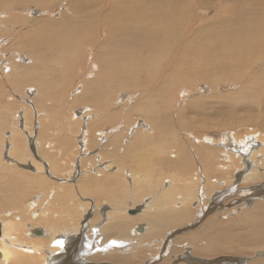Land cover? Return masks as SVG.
<instances>
[{"label":"rangeland","instance_id":"obj_1","mask_svg":"<svg viewBox=\"0 0 264 264\" xmlns=\"http://www.w3.org/2000/svg\"><path fill=\"white\" fill-rule=\"evenodd\" d=\"M48 1L49 0H33V1L32 0H0V11L3 14L2 15L0 13V22L2 21L3 24L5 23L9 25V26L6 25V27L4 25L3 26L0 25V113L2 112L3 114V116L2 114H0V139L2 141V142L0 141V152H1L0 154V170H1L0 171V231H1V220H5V221L10 220L11 222H15L13 219V214H12L13 210H15L14 212H16V214H18L19 216L21 215V222L18 223L19 224L18 227L16 226L17 228L15 229V231H12L13 233L11 234L17 235V237L15 236V238L17 239L16 240L17 243L22 241L26 245H32V246L40 245L41 244L39 243L40 236L34 235L32 231L35 229H44V227H46L47 225L51 223H53V225L55 224L54 228L51 229L53 230V232L52 231L51 232L57 235L59 234V236L64 235L61 233L72 231V229L74 230V228L79 227V229L81 230L79 229L76 230L78 231L79 234L73 235L72 237L74 236L77 237L78 235L80 236V232L83 231V229H85L84 230L85 234L90 237L91 230H94L95 228L101 227L103 225L105 226L106 223L108 222V216H109V219H112L113 215H115V217L117 216V217H121L122 219L127 220L128 230L131 231L134 235L141 234L145 229L144 228L145 222L142 221L141 214L144 215L148 210H150V207H146V206L141 209L144 203L143 200L144 198H150V203H149L150 205H153L151 203H154L155 200H157L156 192L155 194H153L152 191L148 188H151L153 191L154 190L156 191L157 189H161L160 191L162 192V191H166V189H168L167 186L171 184L174 190L176 187H178L179 181L181 182L185 179L191 178L194 174L193 172H196V175H201V177L203 176L205 177V172H206V166L204 162L205 159L202 158L200 152H197L196 150L199 149V147L202 148L204 145H207V143L204 142V139H206L209 134H210L209 137L216 144L218 141H220V139L217 140L216 136L218 137L224 136L226 132H228V134L230 135L232 134L236 138H239V139H236L233 137L234 139H232L231 137L230 140H233V141L235 140L234 142L230 141L232 144H236L237 143L236 140H238L239 142L241 138H243L241 139L243 141L241 140L240 141L241 142L245 141L244 143H246L247 140H244V139H246L245 137L249 135V132L247 133V131H249L250 128H259L256 125L261 126L259 129L264 128V126L259 124L261 120H258L259 118H262V116H264V109L260 110V107L262 106L260 104L264 103V98L261 96L256 97L255 99L257 101L255 102L257 103V105L252 104V103H247L249 101H252L254 96L259 94L260 92H263L264 68L262 71L258 73L254 81L250 83L252 86L254 85L255 89L251 95H247V96H245V93H244V90H242V87L234 86L235 84L228 83L229 81L231 82L232 79L235 82L238 80L235 78L236 73L234 72L226 73V71L225 72L218 71V72L210 73L209 75L206 76L209 79V81L206 83L205 81H200V80L195 81L194 76L191 73H189L186 68H182L180 73L178 74L165 73L164 76H167L168 78H171L173 76L184 77V79L178 78L177 80H182L184 83L183 85L189 88L190 86H193L192 88H194V90L190 91L187 89L189 92L184 90L183 92L186 91L185 92L186 94H182L183 92L180 93L178 89L174 91V94H170L165 91L162 92L160 90V92H158L155 95V94H152L151 92L153 91L154 88H149L151 91L144 92L143 96L149 95L147 96L148 99L145 103L147 110L151 114L161 115L160 121L158 122L159 126L153 129L152 131H148L147 123L142 122L143 119L141 117L136 116V114H134L133 111H128V107L132 105H136L138 102L141 103V101L138 100L136 97L137 92H135V94L129 93L130 95L129 98L127 94H124L126 98H123V100L121 101L118 99V96L120 95V93L116 96V92H113V91H115L116 88L123 83L124 79H127V78H137L139 79L140 82L143 79H154V74L152 75V77H148V74H146L147 73L146 69H148L149 65L145 63V59L154 57L155 49L156 47H158L157 42H156L157 45H153L151 48V51L149 52L143 50V48L141 49L139 45L134 48L136 50L131 51L130 46H136L139 43V40L138 38L135 41H132L130 39L129 41L130 46L124 45L119 48V51L123 53L120 60H116L112 57H110L108 60L106 59L105 56H102L101 59L103 61L104 68L103 70L98 72V77H96L98 79V83L93 85L91 90L88 89L86 93L82 94L80 92L81 90L79 89L81 85V80L87 77H88L87 79H90V76L94 72L93 70H89V71L80 70L79 71L80 67L74 70H70L69 68V73L63 72L66 74V76H61V75L55 76L54 74L53 76H50V73L48 71L47 59H48V54H50V50L52 52H56L58 56H60L58 63H57V60L53 62L54 65L58 64L59 66H62L63 62L65 61L68 62L67 60H64L63 58H70L79 53L80 55L78 56L84 61L85 54L89 52V45L87 43L85 44L78 35L69 36L66 32L65 25H69V19L66 18L64 20V18L61 16L64 14L65 9L68 8V4L66 2L65 3L63 2L64 4L62 3L61 4L62 7H61L59 5H56L55 2L57 0H55L54 2L51 3L49 7L50 9L48 8L49 10H51L49 11L48 9H43V6L46 7L44 4H47L46 2ZM138 1L143 2L144 0H137V2ZM151 1L153 2V4L151 5H154V4L159 5V2L161 3L164 0H151ZM189 1L190 3L193 2L192 4L196 3L197 1L199 2L198 4L201 5L202 3H213V2H218L220 0H215V1L214 0H184V3L188 4ZM260 1L264 2V0H259V2ZM253 2H256V1L241 0L238 3L230 1V3H232V5L229 3L231 5L230 7L233 6L232 9L236 14L234 12L232 13L229 12L228 14H225L224 19L226 21L224 23H213L209 25H205V23H202L205 26V28L200 29L202 26L201 22L200 21L197 22V24L194 25V27L196 30L199 31L200 35H198V37L196 38L197 42L194 44L195 49L204 51L206 46L208 47L210 46L211 48H213V46L216 44L217 45L224 44V46H226L232 42L247 41L246 36L251 35V33L255 31L256 26L258 25L257 23L251 22L252 21L251 17L252 18L255 17V15L257 14L256 10L260 15L264 14V3H260L263 5L261 6L262 8H256ZM141 5L143 8L147 9L145 4H141ZM227 8L228 7H226L225 10H227ZM136 11L137 13L133 9L132 13L137 18L144 16L145 10L137 9ZM222 11H224V9ZM26 12H28V15ZM90 12L91 10L90 11L87 10L86 14H84L83 16L81 15L82 16L80 17L81 22L78 24L79 26L82 24V20L83 21L89 20L92 23V17H91ZM211 12L212 11H209L208 13L204 14L202 11H200V9L197 10L195 8L193 9V11H191L192 14L198 13V14L203 15L204 16L203 20L204 18L211 19L212 18L210 17ZM229 17H234L235 19H238L241 22L234 23L235 19L232 22H228ZM182 18H179V20L181 19L180 24L181 25L187 24V22L182 20ZM61 19H63L61 24L54 28V30L60 29V33L58 34V36H56L58 40V44L50 45L51 44L50 38L52 37V36L50 37V33L52 31V27L50 25L54 22L60 21ZM258 23H260V21ZM261 25L264 26V24H261ZM185 30H186V26L183 32ZM85 34L86 33L83 32V34L81 35H83V37L85 38H89L91 42H93L94 39L96 38V35L93 34V31H92L93 35L91 37H87ZM240 36H243V37H240ZM2 37L4 41L2 40ZM26 50H29L31 53L27 54ZM34 51L38 54V57H35L33 55L32 52ZM130 55H133V56L130 57ZM206 59L210 60L208 57H206ZM202 60H205V58L203 57ZM5 61L7 63H3ZM91 62L92 61H86L87 64ZM200 62L201 60H198L197 62L194 63V71H196L197 65ZM166 63L168 65L170 61L165 58V60L163 61V65L161 62L160 63L161 65H158V68L162 70L163 66ZM69 66H70V63H69ZM14 71L15 72L17 71V72L15 73ZM29 72L34 75V78L26 79ZM19 74L24 78L22 81L18 80L17 78ZM199 74L202 75L204 74V72L200 71ZM205 75L206 73L203 75V77ZM214 81H217L219 84L224 85V86H220L218 89H215L214 85H209L210 83L214 84ZM110 84L114 86V88L111 89V92L107 86ZM28 89L29 91H26ZM203 89L206 91L204 92ZM79 93L82 95L83 98L79 99ZM196 94L203 95L202 96L203 103L198 104L197 102L191 100L194 97H196ZM204 96H206L207 98ZM225 96H228L227 99L225 98ZM115 97H117V99L114 101ZM139 97L141 98L142 95H140ZM106 98L108 100L107 104L110 102H111L110 104H114L116 109L120 111V114L116 116H115V113L111 114L114 117L110 115L107 118L109 120L104 119V117L101 120L102 116L97 117V118H100V121H98V123L92 129V131H88L89 133L83 134L82 122H85V120H87L86 118L87 116H84L85 118L84 117L79 118L80 116L76 114H80L82 110H86V111L88 110L87 112H90L92 114L94 112L97 113L98 111L104 112L108 108H105L107 105L102 104L101 106V103L106 102L105 101ZM114 102H117V103H114ZM244 108H246L245 109L246 111H244ZM191 110H193V112ZM28 111L31 114L28 113L27 115ZM167 111L171 112L170 113L171 116L170 117L164 116L162 118V115L166 114ZM223 112L224 114H228V116L226 117L223 114ZM248 113L250 114V116ZM72 115H76L77 118L75 119L72 118ZM120 115H122L123 118L119 117ZM220 115H223L224 117L223 116L220 117ZM24 117H27V119ZM203 117L205 119H202ZM206 117H208V119ZM216 117L218 121H213V120H216L215 119ZM228 117L232 121L229 120ZM92 118L93 117L91 116L89 120H91ZM247 118L250 119V120L248 119L249 122L248 121L244 122L243 120H246ZM225 119L228 120L229 122L226 121ZM223 121L224 122L226 121V123L223 124L224 123ZM17 122L19 123L21 122L20 125ZM26 122H27V125H26ZM91 122L92 121H90L89 123ZM132 122L135 123L136 125L135 128L133 127V132H131L130 130L128 134L125 135L124 133L123 134L124 136L119 135L112 141L108 138L109 141H106L107 138L105 139L104 136L102 135L104 131L111 132V129H113L112 130L113 132L109 133L108 135H112L113 133L117 131L120 132L123 130V128H127L131 126L133 124ZM136 122H138L137 124L139 126L136 124ZM242 122L245 126L242 124V126L240 127ZM179 123L184 124L185 126L188 125L187 131L181 130ZM228 124L230 125L228 126ZM262 124L264 123L262 122ZM217 125L218 127H216ZM225 125L226 127L227 126L231 127V125H233V128L231 129L225 128L224 127ZM159 127H162V129H158ZM49 128H51V130ZM28 129L31 131H28ZM19 130H21V132H19ZM222 130L223 132H221ZM243 130L246 133H244V136L243 134L240 136ZM173 131H177V135H175ZM216 132H218V134L220 133L222 134L216 135L217 134ZM262 133H264V131H262ZM29 134L30 136L28 137ZM173 134L175 135L173 137L169 138L167 136V135L171 136ZM188 134H193V135L189 137ZM259 134L252 133L250 135H253V136L256 135L257 137L255 138H258ZM213 135L215 137H213ZM20 137H22V139ZM192 137L196 138L197 142L192 141L194 140ZM14 139L15 140L20 139L22 143V147L24 148L25 146L26 150L23 153L25 155L23 159L24 160L23 163L19 162V163L13 164L7 161V160L9 161L12 160L13 157L10 155L7 156V151L10 147L9 148L7 147L6 141L10 142V141H14ZM86 139H89V141L87 142ZM100 141L104 143H101ZM89 142H94L93 147H90V145L88 144ZM258 142L259 143H257L256 147L255 146H252V147L256 148V150H259V152L261 149L262 152H260V154L261 153L262 154L261 155L259 154V155L262 161L259 162L260 160H258L257 162L259 163L257 164V162H253L255 158H252L251 162L256 163V165L260 167V169L258 167H255L257 171L260 170V172H257L254 169L256 173L264 174V170H263L264 164H262V162H264L263 160L264 159V156H263L264 149L262 148L263 145H258V144H261V141H258ZM82 144L84 148L81 146ZM105 144L107 147H105ZM182 144L184 148L181 147ZM240 144H243V143H240ZM249 145H251V143ZM208 146L210 148L209 152L211 154L210 163L215 169V172L213 174L214 179L215 178L217 180L224 179L220 183L221 187H218L219 183L215 182L218 185H216L213 188H210V192H211L209 193L210 197H208L207 201L204 202L203 204L196 203L197 202L196 196L193 198L194 203L190 199L189 204H191L190 205L191 212L189 213V215L190 214L191 215L187 218L186 221L185 220L183 221L184 224L183 223H182L183 225L176 224V226L171 225L170 227H168L167 230L164 231L161 236L166 238L168 237V234L169 235L172 234V235L169 237V240L167 238L161 239L163 244L162 243L160 244L161 237H155L156 239L154 238V241L153 239L150 240L149 244L146 243L145 245L146 247H149L151 250L149 249L145 251L147 253L144 252L143 257L141 258L138 254L134 255L133 256L134 258L136 257L139 259L135 260V262L132 261L130 264H191V263L192 264H216V263L224 264V261L236 264V262L239 259L247 260L246 262L242 261V263H239V264H255L254 262L258 260L260 262L257 264H264V258L256 256V252L260 250L264 251V247L263 248L259 247V248L242 249V250H237L235 252H220V253H216L213 255H204L203 253L192 252V250L190 249L191 247L188 244H185V242H187V241H184L185 239L190 238L194 234L197 236H200L198 233H202L204 232V230L206 231L207 230L206 224L210 219H212L214 223H218V225L228 224L229 221L237 218V216H240V214L244 213L245 211L255 208V206L259 203H264L263 202L264 201V196H263L264 190H262L264 188L263 187L264 179H261L257 181L256 183H252L253 185L238 182V180L234 176L236 174L234 172H236V169L240 167H241L240 170L242 171L246 169L244 167L245 164H242V163L237 164L238 167L236 166L235 170H232L233 167L232 168L230 167V169L224 174L223 169L217 168V165H218L217 158L218 157H219L218 159L220 161V165L226 164V159L224 156H222L224 153L223 150H220L219 146L215 144L208 145ZM104 148H106V150ZM91 150L93 153L89 152ZM171 153L172 154L176 153L174 158H171L169 156V154ZM168 156L170 158H168ZM221 157H223L225 161ZM3 159L5 160V162L3 161ZM17 159L19 158L17 157ZM128 159H129V162H127ZM168 159H170V162H167ZM261 164L262 166H259ZM106 165H108V167H111V169L105 168L104 166ZM6 168H8L9 170H6ZM117 169L122 170L123 173L122 172H120L119 174L115 173ZM261 170L263 171V173ZM103 172L105 173L103 174ZM114 174H115V177L112 178ZM134 174H135V177L133 176ZM143 174H145V176ZM136 175H139V176L136 177ZM147 176L150 181H154V179L156 178L155 176L160 177V179L158 177L155 179V182H158L155 188L149 187L147 185L149 181V180L148 181L146 180ZM171 176L172 177L174 176L172 179L175 180L176 182L170 179ZM88 177L90 178L89 180L90 182H88ZM116 177L118 179H123V178H126V179H123V182L122 181L119 182L118 179H115ZM92 178L93 180H91ZM166 180L169 181V183ZM85 181L87 183H84ZM150 181H149V184H150ZM197 181L193 184L194 192L195 190H199V189L202 190L201 189L202 186L205 185V181L203 182V185L201 184L202 179L197 180ZM234 183L236 184L234 185ZM164 184L167 186H165ZM260 185L263 188L260 187ZM165 187L166 189L163 190V188ZM168 187H169L168 191H171L172 188L170 186ZM226 187L228 188L230 187V188L228 191L224 192L225 189H227ZM257 189L258 190L261 189L262 193H260L259 199L258 197L254 199L253 198L254 195L258 194L257 192H254V191H257ZM60 190L61 191L63 190V191L61 192ZM175 190H174V193H175ZM215 190L217 192H214ZM240 190H243V191L240 192ZM250 191L253 192L252 195ZM178 192H176L175 194H180L183 191L180 190ZM247 192H249L250 194L249 193L248 194L251 196H249ZM244 194L247 196H245ZM59 195H61V197ZM240 195L242 197H239ZM243 196L245 199L243 198ZM112 197H116L118 200L122 199L120 200L122 201L120 208L115 206L113 201L110 199ZM152 198H155V199L153 200ZM31 199H32V202L34 201L33 203L31 202ZM179 199L180 198H178V201L181 200ZM175 200L177 199L170 200L167 206L170 205L171 207L174 204L173 206H175V208L178 207L179 204H177L176 203L177 201ZM240 200L242 201V203ZM230 201L234 203L232 204L230 203ZM26 202L28 203L31 202L32 205L29 204L31 208L29 205L28 206L26 205ZM37 202L39 204H37ZM207 203L208 205H206ZM252 203L254 205H252ZM158 205L160 207L155 205V207L153 208V206H151V209H152L151 212H154V211L158 212L159 210H162V208L163 209L165 208V203H159ZM162 205L164 207H162ZM211 205L215 207L213 210L211 209L212 207ZM248 205H251V206L248 207ZM36 206L38 207L35 210L34 208H36ZM208 206H209V209H208ZM157 207L159 208V210ZM216 207L218 208L216 209ZM43 208L45 210H43ZM69 208H70V211H69ZM114 208H116L119 211H117ZM226 208L229 210H227ZM232 208L234 210L236 208L235 212H233L235 213L234 215L231 212L233 211ZM130 210H134V212L135 211L136 212L133 214H130L129 213ZM7 212H11L10 213L11 215L8 214L9 216H6L5 214ZM43 213H49V214L48 216L47 215L45 216V214ZM199 214L203 216L201 217ZM106 215H107V218H106ZM208 215H212V216L208 217ZM37 218L42 219L41 221L42 223L36 222L37 220L35 219ZM191 218L194 220H192ZM207 218L208 220H206ZM44 220H46V222ZM136 222L138 224H135ZM29 226L31 228L32 227L34 228L30 229ZM180 227H182L183 230L180 229ZM169 228H173L174 230L169 229ZM241 228L243 227L241 226ZM178 230L182 232L179 235L176 234ZM164 234L166 235L164 236ZM181 235L183 237H180ZM188 235L190 236L188 237ZM34 236H37V237L35 238ZM112 236L115 237V235H112ZM43 238L45 239L41 245H43L44 248L47 247L46 249H48L49 248L48 246H50L49 244L51 242L45 236ZM156 240H157V243H156ZM166 240L168 241L166 242ZM6 242L7 240L5 239L4 243ZM36 242H38V244H33ZM2 244H3V241L0 240V245H1L0 247H2ZM116 249L117 248L115 249L113 248L112 251L118 257H121L128 252V251H125L124 249H117V250ZM45 251L46 250L44 249V251H42L41 254L39 252H35L36 254L33 253V254H28V255L29 256L33 255V257L35 256L33 259H36L37 261L39 260L38 263L43 264L42 260H44L43 254ZM123 252H125V254ZM28 255L23 254L21 255V258L23 259L24 256L27 257ZM61 255H62L61 257L54 259L55 264H63V261L64 262L67 261L69 262V264H79L81 262L80 260L73 259V257L71 256L66 257L65 254L63 253H61ZM101 255H103V253ZM84 257L85 255L83 256L82 254V259H83L82 262H85L86 264H113V263L128 264L126 262H123V263L112 262V261L105 262L103 260L99 262L94 261L93 263H89L87 262V260H85L87 259V257H85V259ZM188 258H189V261H188ZM58 259L59 261H57ZM15 263L17 264L18 262L13 261L10 264H15ZM0 264H4V263L1 262Z\"/></svg>","mask_w":264,"mask_h":264},{"label":"bare ground","instance_id":"obj_2","mask_svg":"<svg viewBox=\"0 0 264 264\" xmlns=\"http://www.w3.org/2000/svg\"><path fill=\"white\" fill-rule=\"evenodd\" d=\"M54 1L55 0H49L48 2H46L47 4H44L46 7L43 6V9H48L50 7L51 3L54 2ZM230 1L235 2V3H238L241 0H220L218 2H213V3H202L201 2L202 3L201 5H199L198 4L199 2H197V1L194 4H192L193 2L190 3V1H189L188 4H187V3H184V0H164L161 3L159 2V5H155V4L154 5H151V4H153V2L151 0H144L143 2H141V1H138L137 2V0H136V2H135V0H59V1L57 0L55 2L56 5L61 6V4L63 2L64 3L66 2L68 4V8L65 9L64 14L61 16V17L64 18V20L66 18L69 19V25H65V29H66L67 34L69 36H71V35L72 36L73 35H78L81 38V40H83V42L85 44L87 43L89 45V52L85 54L84 61L78 56V55H80V53H79V54H76V55H74L73 57H70V58H63L64 60H67L68 62L65 61V62H63V65L62 66H59L58 64L54 65L53 62H55L57 60V63H58L59 62L58 60L60 59V56H58V54L56 52H52L50 50V54H48V59H47V68H48V71L50 73V76H53V74L55 76H60V75L61 76H66V74L63 73V72L69 73V68H70V70H74V69L80 67L79 71L80 70H83V71L84 70H88V71L89 70H93L94 72L90 76V79H87L88 78L87 77V78L81 80V85H80L79 89L81 90L80 92L82 94H84V93L87 92L88 89L91 90L93 85H95V84L98 83V79L96 77H98V72H100L104 68L103 61H102L101 57L102 56H105L106 59H108V60H109L110 57H112V58H114L116 60H120L121 59V56L123 55V53L121 51H119V48L121 46H124V45L130 46L129 45L130 39L132 41H135L138 38L139 43L136 46H130V50L131 51L136 50L134 48L139 45V47L141 49L143 48V50L149 52V51H151V48H152L153 45H157L158 44V47H156V49H155L154 57L153 58L150 57V58L145 59V63H147L149 65L148 69H146V71H147L146 74H148V77H152V75L154 74V79H143L140 82L139 79H137V78H127V79H124L123 83L121 85H119L116 88V90L113 91V92H116V96L120 93V95L118 96V99L121 100V101L123 100V98H126V96H124V94H127L128 95V98H129L130 97L129 93L135 94V92H137V96L136 97H137L138 100L141 101V103L138 102L136 105H132V106L128 107V111H133L134 114H136V116L141 117L143 119L142 122L147 123L148 131H152L153 129H155V128H157L159 126L158 122L160 121V116L161 115L160 114H151L147 110L145 103H146V101L148 99L147 96H149V95L143 96L144 92L151 91L149 88H154L153 91H151V92H152V94H155V95L158 92H160V90L162 92L165 91V92L170 93V94H174V91L176 89H178L180 93H182L184 90H186V91H188V90H190V91L194 90V88H192L193 86H190V88H189V87L183 85L184 83H183L182 80H177L178 78H183L184 79V77L173 76L171 78H168L167 76H164L165 73L178 74V73H180V71H181L182 68H186L188 70V72L191 73L194 76L195 81L200 80V81H205V83H206V82L209 81V79L206 76L209 75L210 73L218 72V71H224V72L226 71V73L234 72V73H236L235 74V76H236L235 78L238 79V80L235 82L232 79L231 82L229 81L228 83L229 84H235L234 86L242 87V90H244L245 96L251 95L253 93L255 87H254V85L252 86L250 83H252L254 81V79L258 75V73L260 71H262L263 68H264V26L261 25V24H264V14H261L260 15L257 12V10H256V13L257 14L255 15V17H253V18L251 17V20H252L251 22L257 23L258 25L256 26L255 31L253 33H251V35H247L246 36V38H247L246 40L247 41L232 42V43H230L229 45H226V46H224V44H218V45L216 44V45L213 46V48H211L210 46L209 47L206 46L204 51L197 50V49H195V46H194V44L197 42L196 41V38L198 37V35H200L199 31L195 29L194 25H196L197 22L200 21L201 22V25H202L200 29H203V28H205V26L202 23H205V25H209V24H213V23H224L226 21L224 19V15L225 14H228L229 12L230 13L234 12L233 9H232L233 6L230 7L232 5V3H230ZM253 1H256V2H253V4L256 6V8H262L261 6H263V5L260 4V3H264L263 1H260V2H259V0L258 1L257 0H253ZM39 3H40V1H39ZM182 3H184V4H182ZM141 4H145L146 7H147V9L143 8ZM139 6H141V7H139ZM226 7H228L227 10H225ZM194 8L197 9V10L200 9V11H202L204 14L208 13L209 11H212L210 13V17H212V18L211 19L210 18L209 19H205L204 18V20H203V17H204L203 15L198 14V13L197 14H195V13L192 14L191 11H193ZM133 9H134V11L136 13H137V11H136L137 9L145 10L144 16L137 18L132 13V10ZM223 9H224V11H222ZM87 10H89V11L91 10L90 14H91V17H92V23L89 20H86V21H83L82 20V24L79 26L78 24L81 22L80 17H82L84 14H86V11ZM49 11H51V10H49ZM28 12H26L27 15H28ZM0 13H1V11H0ZM7 15H8V13H7ZM179 18H182V20L186 21L187 24L181 25L180 24L181 23V21H180L181 19L179 20ZM234 19H235L234 17H229L228 18V22H232ZM62 21H63V19H61L60 21L54 22V23H52L50 25L52 27V31L50 33V37L52 36L50 38V42H51L50 45H52V44L57 45L58 44V40H57V37L56 36H58V34L60 33V29L59 30H54V28L57 27V26H59ZM259 21H260V23H258ZM238 22H241V21L238 20V19H235L234 20V23H238ZM0 25H2V26L4 25L6 27V25H8V24H5V23L3 24L2 21H1L0 22ZM185 26H186V30L183 32V30L185 29ZM92 31H93V34L96 35V38L94 39L93 42H91L89 40V38H85V37H83V35H81V34H83V32H85L86 33L85 35L87 37H91L93 35L92 34ZM35 32H36V30H35ZM240 37H243V36H240ZM2 40H3V37H2ZM5 42H7V41H5ZM156 42H157V44H156ZM82 46H84V45H82ZM26 51H27V54H30L31 53L29 50H26ZM32 53H33V55L35 57H38V54L35 51L32 52ZM206 53H208V54H206ZM132 56L133 55H130V57H132ZM203 57L205 58V60H202ZM206 57H208L210 60L206 59ZM165 58L167 60H169L170 63L168 65L166 63L163 66L162 70H160L158 68V65H161L160 64L161 62H162V65H163V61L165 60ZM198 60H201V62L197 65L196 71H194V63L197 62ZM86 61H92V62L89 63V64H87ZM3 63H7V62L5 61ZM69 63H70V66H69ZM4 65H6V64H4ZM200 71H203L204 74L206 73V75L204 76L205 78L203 77L204 74H202V75L199 74ZM17 78L20 81H22L24 79L20 74L18 75ZM29 78H34V75L32 73H30V72L28 73L26 79H29ZM112 84L107 85L108 86V89L110 90V92H111V89L114 88V86H112ZM209 85H214V88L215 89H218L220 86H224V85L219 84L217 81H214V84H211L210 83ZM155 88H156V90H155ZM208 89H210V88H208ZM26 91H29V89L26 90ZM205 91L206 90H204V92ZM185 92H183L182 94H186ZM225 93H226V91H225ZM152 94H150V95H152ZM197 94H196V97L193 96L194 98L191 99V100L197 102L198 104L199 103H203V101H202V96L203 95H201L202 93L199 94V95H197ZM140 95H142L141 98L139 97ZM259 96H261V97L264 98V89H263V92H260L259 94H257L256 96H254L253 97V100L252 101H249L247 103H252V104H256L257 105V103L255 102L257 100L255 98L256 97H259ZM204 97H206V96H204ZM227 97L228 96H225L226 99H227ZM81 98H83V97L79 93V99H81ZM131 98H133V97H131ZM173 98H175V97H173ZM116 99H117V97L114 98V101ZM74 101H76V100H74ZM105 101L106 102H102L101 103V106H102V104L103 105H107L105 108H108V109H106L104 112L98 111L97 113L94 112L92 114L90 112H87L88 110L87 111L86 110H82L80 114H76V115H79L80 116V117L78 116L79 118H82L84 116H87L86 117L87 120H85V122H82V124H83V128H82L83 134L84 133H89L88 131H92V129L96 126V124L98 123V121H100V118H97V117L102 116V118H101V120H102L103 117H104V119H107L113 113H115V116L118 115V114H120V111L116 109V107H115L114 104H110L111 102L107 104V102H108L107 98L105 99ZM178 102H180V101H178ZM114 103H117V102H114ZM260 105H262L260 107V110L261 109H264V108H262V107H264V103H261ZM105 108H103V109H105ZM245 109L246 108H244V111H246ZM191 111L193 112V110H191ZM250 112H251V110H250ZM28 113H30V112L28 111L27 112V115H28ZM170 113L171 112H168L167 111L166 114L162 115V118L164 116L170 117L171 116ZM256 113H257V111H256ZM0 114H2V112ZM8 114H9V112H8ZM223 114H224V112H223ZM76 115H72V118H74V119L77 118ZM179 115H181V114H179ZM224 115L226 117L228 116V114H224ZM2 116H3V114H2ZM91 116L93 118L91 120H89V118ZM111 116L114 117L113 115H111ZM211 116H213V115H211ZM221 116H223V115H220V117ZM249 116H250V114H249ZM119 117L123 118L122 115H120ZM246 117H248V116H246ZM20 118H21V116H20ZM24 118L27 119V117H24ZM206 118L208 119V117H206ZM245 118H243V119H245ZM202 119H205V118L203 117ZM202 119H200V120H202ZM215 119L216 120H213V121H218L217 117ZM248 119L249 118H247L246 120H243V121L246 122V121H248ZM107 120H109V119H107ZM229 120H231V119L229 118ZM258 120H261L259 122V124L262 125V126H264V124H262V122L264 123V116H262V118H259ZM90 121H92V122L89 123ZM137 121H139V120H137ZM202 121H204V120H202ZM226 121H228V120H226ZM226 121L225 122L223 121L224 122L223 124H225ZM17 123L20 125L21 122L20 123L17 122ZM137 123L138 122H136V124ZM165 123H167V122H165ZM199 123H201V122H199ZM120 124H121V122H120ZM232 124H234V123H232ZM239 124H240V122H239ZM242 124H243V122L241 123L240 127L242 126ZM23 125H25V124H23ZM26 125H27V122H26ZM215 125H214V127H215ZM226 125L224 126L225 128H230V129L233 128V125H231V127H228L230 124H228L227 127H226ZM135 126H136L135 123H133L131 126H129L127 128H123V130L120 131V132L117 131V132L113 133L112 135H108L109 133L113 132L112 131L113 129H111V132H105L104 131V133L102 135L104 136L105 139L107 138L106 141H109L108 138L112 141L113 139H115L119 135L120 136H124L123 135L124 133H125V135L128 134L130 130H131V132H133V127L135 128ZM179 126H180L181 130H183V131H187V129H188V125L185 126L184 124L179 123ZM222 126H220V127H222ZM256 126L259 127V128L261 127L259 125H256ZM25 127H27V126H25ZM216 127H218V125ZM259 128H250V129L248 128L249 131H247V133L249 132V135L247 137H245L246 139H244V140H247L246 143H244L245 141L244 142H241V141H243V140H241L243 138H241L240 139L241 141L239 140V142H238V140H236L237 143H239V144L236 143L237 145L236 144H232L230 142V141H233V140H230L231 137H232V139H234L236 137H234L232 134L231 135L228 134V132H226V134H224V136H219V137L216 136L217 137V140L220 139V141H218L217 144L214 143V141H212V139L209 137L210 134L208 135V137L206 136L207 138L204 139V142L207 143V145H204L202 148L199 147V149L196 150L197 152H200L202 158L205 159L204 160L205 166H206L205 177L204 176L201 177V175H196V172H193L194 174H193V176L191 178L185 179V180H183L181 182L179 181L178 187H176L175 188L176 190L175 189L174 190H175V193L178 192V191H180V190H182L183 191L182 193L175 194L174 193V190H173V188L171 186V184L168 185L167 183L166 184L172 188L171 191H168L169 190V187L167 185H165V184L164 185L167 186L168 189H166V187H165V188H163V190L166 189V191H162V192L160 191L161 189H157L156 188L157 190L156 191L155 190L153 191L151 188H148V189H150L152 191L153 194H155V192H156V198H157V200H155V202L153 201L154 203H151L153 205H150L149 204L150 203V198H144V200H143L144 203H143L141 209L146 206V207H150V210H148L147 212L145 211L146 213L144 215L140 213L142 215L141 216L142 221L145 222V227H144L145 229H144V231L141 234L134 235L131 231L128 230V221L125 220V219H122L121 217H117V216L115 217V215L112 216V219H109V216H108V222L106 223L105 226L103 225L101 227L95 228L94 230H91L90 237L85 234V231H84L85 229H83V228H82L83 231L80 232V236L78 235L77 237H75V236L72 237L73 235L79 234L78 231H76V230L79 229V227L74 228V230L72 229V231H67V232L61 233V234H64V235L63 236H59V234L57 235L55 233H52L53 230H51V229L54 228V225L55 224L53 225V223H51V224L48 223L49 224V225H47L48 227L47 226L46 227L43 226L44 229H38V230L41 231V234H39V236H40L39 243L42 244L44 242V239H45V238H43L44 236L47 239H49L50 242H51L49 244L50 246H48L49 248L46 249L47 247L44 248L43 245H41V244H40L41 246L40 245H33L32 246V245H26L22 241H20L18 243L16 242L17 239L15 238V236L17 237V235H13L11 233H13L12 231H15V229L19 225L18 223L21 222V215L19 216L18 214H16V212H14L15 210H13V213H12L13 214V219H14V221L16 223L15 222H11L10 220H7V221L1 220L0 240L3 241V244H2V247H0V263L3 262L4 264H10V263H12L14 261V262H18L17 264H39L38 263L39 260L37 261L36 259H33L35 256L34 257H33V255H30L29 256L28 254H33L35 252H39L41 254L42 251H44V249L46 251L43 254V256H44V258H43L44 260H42L43 261V264H55L54 259H57L58 257H61L62 256L61 253L65 254L66 257L71 256V257H73V259L80 260L81 262L79 264H81V263L86 264L85 262H82V260H83L82 259V254H83V256L85 255V257H87V259H85V257H84V259L87 260V262H89V263H93L94 261L99 262L101 260H103L105 262L106 261H112V262H118V263L126 262L128 264H130L132 261L135 262V260H138L139 258H136V257L134 258L133 257L134 255L138 254L140 256V258H141V257H143L144 252L150 249L149 247H146V245H145L146 243L149 244L150 240H152V239L154 241V238L155 237H161L160 238V241H161V239L164 238L161 235L163 234L164 231L167 230L168 227H170L171 225H175L176 226V224L177 225L178 224L181 225L184 220L185 221L187 220V218L191 215V214L189 215V213L191 212L190 211V205L191 204H189L190 203V199L193 202V198L196 196V200H197L196 203L197 204L198 203H202L203 204L204 202L207 201L208 197H210L209 196V193H211L210 192V188H213L216 185H218L215 182L219 183V186L218 187H221L220 186V183L224 179L223 180L222 179L217 180L216 178L214 179L213 174L215 172V169L213 168L212 164L210 163V156H211V154L209 152L210 148H209L208 145L215 144V145H218L219 146L220 150H223L224 153H223V155L222 154L221 155L225 157L226 164H221L220 165V161H219V159H218L219 157H218L217 158V163H218L217 168L218 169H223L224 170V174L230 169V167L231 168L233 167L232 170H235V167L237 166V164L242 163V164H245L244 167L246 169L244 171H242V170H240L241 169V167H240V168L236 169V172H234L236 174L235 175L233 174L236 177V179L238 180V182L252 184V183H256L257 181H259L261 179H264V174H258V173H256L254 171V169L256 170L255 167H258V165H256V163H252L251 162L252 161L251 160L252 158H255L253 160V162H257L258 160H260L259 162L262 161L260 159V155L262 154V153L260 154V152H262L261 149H260V152H259V150H256V148H253L252 147V146H255L256 147L257 143H259L258 141H261V144H258V145H263L262 148L264 149V144H263L264 143V133H262V131H264L263 130L264 128H262V129H259ZM49 129L51 130V128H49ZM158 129H162V127H159ZM242 129H244V128H242ZM244 130H246V129H244ZM244 130L241 132L240 136L242 134L244 136V133H246ZM28 131H31V130L28 129ZM106 131H108V130H106ZM19 132H21V130H19ZM173 132H174L175 135H177V131H173ZM221 132H223V130ZM216 133H217L216 135L222 134L220 132H219L220 134H218V132H216ZM252 133H254V134H256V133L259 134L260 133L261 135L259 134V136H258V138L260 140L258 138H255V137H257L256 135L255 136L250 135ZM174 134L171 135V136H169V135H167V136L170 138V137L175 136ZM86 135H84V136H86ZM102 135H101V137H102ZM192 135L193 134H188L189 137H191ZM29 136H30V134L28 135V137ZM211 136H212V134H211ZM40 137H41V135H40ZM194 137H192L194 139L192 141L195 142L196 141V138H194ZM213 137H215V136L213 135ZM20 138L22 139V137H20ZM34 138H35V136H34ZM236 139H239V138H236ZM35 140H36V138H35ZM86 140H87V142L89 141V139H86ZM0 141H1V139H0ZM6 143H7L6 144L7 147L8 148L10 147L8 149V151H7V156L10 155V156L13 157L12 160H10V161L7 160V161L8 162H11L13 164L19 163V162L23 163L24 162L23 159H24V156H25L23 153H24V151L26 149H25V146H24V148L22 147L21 140L20 139H17V140L14 139V141H10V142L9 141H6ZM101 143H104V142H101ZM190 143H192V142H190ZM240 143H243V144H240ZM250 143H251V145H249ZM88 144L90 145V147H93L94 142H89ZM81 146L83 147V144ZM105 147H107L106 144H105ZM110 147H109V149H110ZM181 147L184 148L183 144L181 145ZM96 148H98V147H96ZM104 149L106 150V148H104ZM124 149H126V148H124ZM81 150H82V148H81ZM89 152H92V150L89 151ZM119 152H120V150H119ZM164 152H165V150H164ZM241 152L244 153V154H242ZM0 154H1V152H0ZM175 154H172L171 153V154H169V156L171 158H174L175 157ZM169 156H168V158H170ZM17 157L19 159H17ZM116 157H118V156H116ZM221 158L223 159V157H221ZM3 161L5 162L4 159H3ZM108 161H110V160H108ZM127 162H129V159L127 160ZM167 162H170V159H168ZM259 162H257V164ZM262 164H264V162H262ZM262 164L259 165V166H262ZM32 165H34V164H32ZM104 167L111 169V167H108V165H106ZM258 168L260 169V167H258ZM6 170H9V169L6 168ZM120 172L123 173L122 170L117 169V171L115 173L119 174ZM257 172H260V170H258ZM99 173H101V172H99ZM104 173L105 172H103V174ZM262 173H263V171H262ZM146 174H148V173H146ZM123 175H125V174H123ZM143 175L145 176V174H143ZM143 175H141V176H143ZM100 176H101V174H100ZM133 176L135 177V174ZM137 176H139V175H136V177ZM114 177H115V174L112 176V178H114ZM155 177L157 178L158 176H155ZM173 177L171 176V178L170 177L169 178L172 179ZM127 178H128V176H127ZM158 178L160 179V177H158ZM115 179H118V178L116 177ZM123 179H126V178H123ZM123 179H118V181L119 182L120 181L123 182ZM129 179H131V178H129ZM145 179H146V177H145ZM155 179H154V181H150L148 179V176H147V179L146 180L147 181L148 180L150 181V184H149V181H148V184L147 185L149 187L155 188V186L158 184V182H155ZM201 179H202V183L201 184L203 185V182L205 181V185L202 186V188H201L202 190L199 189V190H195V192H194L193 184L197 180H201ZM236 179H235V181H236ZM89 180H90V178L88 177V182H90ZM91 180H93V178ZM1 181H2V179H1ZM173 181H175V180H173ZM167 182L169 183V181H167ZM84 183H87V182L85 181ZM171 183H173V182H171ZM229 183H231V182H229ZM235 184L236 183H234V185ZM199 187H201V186H199ZM260 187H262V186L260 185ZM226 188L227 189H225L224 192L228 191L230 187L229 188L226 187ZM235 189H236V187H235ZM261 189H259V190L257 189V191H254V192H257L258 193L257 195H254V197H253L254 199H256L257 197H258V199L260 198V193H262V190H264V188L262 190ZM136 190H137V188H136ZM218 191H220V190H218ZM241 191H243V190H240V192ZM214 192H217V191L215 190ZM221 192H223V191H221ZM248 193L249 192H247V194ZM252 193L253 192H251V195H252ZM232 194H234V193H232ZM251 195H249V196H251ZM59 196L61 197V195H59ZM245 196H247V195H245ZM239 197H242V196L240 195ZM178 198H180L181 200L179 199L180 201H178ZM243 198H244V196H243ZM110 199L113 201V203L115 204V206H117L118 208H120V206L122 204V201H120V200H122V199H119L118 200L116 197H112ZM152 199L154 200L155 198H152ZM173 199H177L175 201H177L176 203L179 204L180 207L177 205L178 207L175 208V206H173L174 204L172 205L173 207L172 206L170 207V205L167 206L168 202L170 200H173ZM131 201H132V199H131ZM175 201H173V202H175ZM31 202H32V199H31ZM31 202H29V203L26 202V205L28 206L29 204H31ZM35 202H36V200H35ZM159 203H165V208L163 209L162 207H164V206L162 205V207H161L162 210H159V208L157 207L158 210H159L158 212L157 211L156 212L155 211L154 212H151V210H152L151 209V206H153V208H154L155 205L159 206L158 205ZM230 203H232V202L230 201ZM241 203H242V201H241ZM37 204H39V203L37 202ZM34 205H36V204H34ZM206 205H208V203ZM252 205H254V204L252 203ZM209 206H208V209H209ZM250 206L251 205H248V207H250ZM37 207L38 206H36V208H34V209L36 210ZM30 208H31V206H30ZM214 208H215L214 206L211 207L212 210ZM217 208L218 207H216V209ZM219 208H221V207H219ZM114 209H116V208H114ZM43 210H45V209L43 208ZM227 210H229V209H227ZM235 210H236V208H235ZM235 210L233 209V211H231V212L233 213V212H235ZM242 210H244V209H242ZM69 211H70V208H69ZM117 211H119V210H117ZM18 212H19V210H18ZM10 213L11 212H7L5 215L6 216H9V215H11ZM43 214H45V216L46 215L48 216L49 213H43ZM234 214L235 213H233V215ZM237 214H239V213H237ZM35 215H36V213H35ZM212 215H214V214H212ZM212 215H208V217H211ZM127 216H128V214H127ZM200 216L202 217L203 215H200ZM106 218H107V215H106ZM35 220H37L36 222H38V223H42L41 222L42 219H40V218H37ZM70 220H72V219H70ZM192 220H194V219H192ZM206 220H208V218ZM211 220L212 219H210L207 222V224H206L207 225V228H206L207 230L206 231L204 230V232H202V233H198L200 236H197V235L194 234L190 238H187V239L184 240V241H187V242H185V244H188L191 247V248L190 247L189 248L192 250V252H195V253H203L204 255H213V254L220 253V252H235L237 250H242V249L259 248V247L263 248L264 247V203L257 204L255 206V208L245 211L244 213L240 214V216H237V218L232 219L231 221H229L228 224L218 225V223H214L213 220L212 221ZM44 221L46 222V220H44ZM45 224H47V223H45ZM135 224H138V223L136 222ZM185 224H187V223H185ZM50 225L53 226V227H51ZM206 225H205V227H206ZM241 226L243 228H241ZM29 228L32 229L34 227L31 228L29 226ZM203 228H204V226H203ZM169 229L174 230L173 228H169ZM180 229H182V227H180ZM79 230H81V229H79ZM191 230H192V228H191ZM185 231H187V230H185ZM181 233L182 232L180 230H178V232L176 234L179 235ZM188 234H190V233H188ZM112 235H115V237L112 236ZM165 235L166 234H164V236ZM171 235L168 234V237H166V238L169 240V237ZM189 236L190 235H188V237ZM34 237L36 238L37 236H34ZM180 237H183V236L181 235ZM166 238H164V239H166ZM5 239L7 240L6 243H4V240ZM178 239H179V237H178ZM57 240L63 241L62 246L57 245L55 243V241H57ZM168 240H166V242ZM156 243H157V240H156ZM161 243H162V241L160 242V244ZM33 244H38V242L33 243ZM164 244H165V242H164ZM113 248L114 249L115 248H117V249H124L125 251H128V252L126 254H125V252H123L125 255H123L121 257H118L112 251ZM101 252L103 253L104 256L101 255L102 254ZM257 252H259V251H257ZM262 252H264V251H262ZM22 253L23 254H27L28 256L27 257L24 256V258L22 259L21 258V255H23ZM145 253H147V252H145ZM259 257L264 258V256H259ZM45 260H46V262H45ZM57 261H59V259ZM60 261H62V260H60ZM188 261H189V258H188ZM242 261L243 262H246L247 260L246 259H239L236 262V264L242 263ZM193 262H195V261H193ZM259 262L260 261L258 260V261H255L254 263L257 264ZM219 263H220V261H219ZM226 263H228V264H235V263H229L227 261H224V264H226ZM63 264H69V262H67V261L64 262L63 261ZM113 264H117V263H113Z\"/></svg>","mask_w":264,"mask_h":264},{"label":"water","instance_id":"obj_3","mask_svg":"<svg viewBox=\"0 0 264 264\" xmlns=\"http://www.w3.org/2000/svg\"><path fill=\"white\" fill-rule=\"evenodd\" d=\"M135 212H136V211H135ZM135 212H134V210H130V211H129L130 214H133V213H135ZM32 233H33L34 235H39V234H41V231L38 230V229H36V230H33ZM0 234H1V231H0ZM256 256H264V252H262V251L256 252Z\"/></svg>","mask_w":264,"mask_h":264},{"label":"snow or ice","instance_id":"obj_4","mask_svg":"<svg viewBox=\"0 0 264 264\" xmlns=\"http://www.w3.org/2000/svg\"><path fill=\"white\" fill-rule=\"evenodd\" d=\"M55 243H56L57 245H60V246H62V244H63V241L57 240V241H55Z\"/></svg>","mask_w":264,"mask_h":264}]
</instances>
